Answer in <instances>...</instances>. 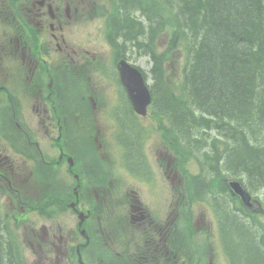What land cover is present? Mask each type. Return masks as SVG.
Segmentation results:
<instances>
[{
  "label": "flooded vegetation",
  "instance_id": "af4514ba",
  "mask_svg": "<svg viewBox=\"0 0 264 264\" xmlns=\"http://www.w3.org/2000/svg\"><path fill=\"white\" fill-rule=\"evenodd\" d=\"M0 1L2 217L6 202L12 206V219L19 221L30 212H47L46 216L68 208L76 215L82 212L84 220L81 226L77 223L74 236L59 225L58 235L45 238L46 259H51L50 250L61 253L54 256L55 264H212V248L203 253L191 246L200 225L193 202L184 200L179 190L177 166L173 160L163 166L162 137L142 130L139 138L138 127L124 116L129 103H92L102 116L107 111L108 127L99 128L89 112L83 123L75 125V113L78 108L87 110L86 104L54 98L61 94V80L78 74L88 63L78 53L77 26L88 10L84 1L13 0L14 7L6 5L11 0ZM126 123L131 133L126 132ZM82 145L89 147L86 155L94 159L90 158L93 172L87 181L80 177ZM122 146L126 159L120 157ZM115 150L118 157L112 168L120 173L109 169ZM35 185L53 191L47 207L28 211L25 206L34 207L26 190ZM180 206L188 207L185 216ZM79 256L81 262L74 263Z\"/></svg>",
  "mask_w": 264,
  "mask_h": 264
},
{
  "label": "trees",
  "instance_id": "16d2710c",
  "mask_svg": "<svg viewBox=\"0 0 264 264\" xmlns=\"http://www.w3.org/2000/svg\"><path fill=\"white\" fill-rule=\"evenodd\" d=\"M121 3L130 8L128 14L139 9L149 19L145 30L130 17L127 31L152 61L154 104L162 114H172L179 154L182 149L204 154L202 167L210 169L206 175L225 170L227 176L264 196V0ZM159 32L166 33L165 45L156 38ZM179 43L187 55L180 83L165 67ZM174 88L180 92L174 94ZM220 206L226 247L234 248V253L240 250L235 264H264V218L257 224L258 232L245 226L239 218L243 213L231 202ZM16 260L12 236L0 219V264H16Z\"/></svg>",
  "mask_w": 264,
  "mask_h": 264
},
{
  "label": "rangeland",
  "instance_id": "374dc122",
  "mask_svg": "<svg viewBox=\"0 0 264 264\" xmlns=\"http://www.w3.org/2000/svg\"><path fill=\"white\" fill-rule=\"evenodd\" d=\"M100 3V2H99ZM105 7L103 10V14L102 16H100L98 18V20L95 21H88V22H84V24L82 25V29H81V36L78 37V39H80L81 43L84 45V49H87L89 51L90 54L93 55H107L109 53V55L111 54V48H109L110 44L108 43L106 36H105V30L107 28L106 25V19L109 16V14L111 13V9L110 6L108 5V3H104ZM129 6V5H128ZM100 21L102 23V29L103 31H99L98 26L100 24ZM165 36V34H164ZM122 40V38H121ZM83 45L81 47V50L83 51ZM108 45V46H106ZM139 66H141L142 69H144L147 73L149 71V67H150V63L147 61L146 57H140L137 62H136ZM183 63V47H179L176 49V58L172 57V62H169L168 64V68L170 69V73L171 70L173 72V77H175V79H180V68L181 65ZM98 65V64H97ZM88 67V69L92 70L94 73H92L91 75V80H86L85 82H83V86L85 88V91H89L93 88H104V90L107 89L108 93H110V89L112 88L111 85V76L106 72V69H104V71H100L98 67H100V65L96 66V64H87L86 65ZM111 79V80H110ZM180 83V81H179ZM111 97L113 98V96L111 95ZM88 101L90 102V97L88 98ZM66 110H69L67 108H65ZM83 109L79 108V110L75 113L77 114V119H75L77 122L75 123V125L77 126L79 123H83L86 115L83 116L80 114V112ZM99 113L97 114V116H94L95 118L100 117L102 110L98 111ZM107 112V111H106ZM169 116H172V114H170ZM148 118H152L151 117V113L144 119H148ZM150 120V119H148ZM152 121L154 120L153 118L151 119ZM147 121V120H144ZM135 123V121L133 120V124ZM130 125V124H128ZM128 125L126 123V132H130L128 129ZM131 126V125H130ZM131 133V132H130ZM151 133V132H150ZM151 142V141H149ZM221 146V143H219V148ZM82 148H80L79 152V156L81 155V158L79 159V166L80 169L82 171H84L82 173V175H80V177L84 180L87 181L88 179L91 178V173L93 171L91 164H92V160L90 158L93 159V157H90V155H86V153H88L89 147H86V145H82ZM150 152V151H149ZM183 152V158H182V166H184L185 171L194 173V172H198L199 168L197 167V159L193 158L191 156L187 157V152ZM81 153V154H80ZM122 153L124 156V159L128 158V153L127 150L122 146ZM151 153V152H150ZM175 155L176 153L173 152ZM83 155V156H82ZM112 156H114L115 160L114 162H112L109 165V169L111 170V173H113L112 171H114L116 168H112L115 165V161L118 157L117 155V151L115 150V153H112ZM161 157H164V154H161ZM178 159V158H177ZM176 161L178 162L179 159ZM94 160V159H93ZM164 163L165 160L163 159ZM152 163V162H151ZM153 164V163H152ZM180 169V170H182ZM102 171V170H101ZM116 171V170H115ZM90 173V174H89ZM116 173H120L118 171H116ZM165 172H163L164 175ZM109 176V175H107ZM72 186V184H71ZM67 192L70 190L69 186H67ZM94 192V191H92ZM52 194H43V193H36L34 196V202L36 204H38L39 206L42 205L44 208L47 207V202H49V198L50 195ZM2 202V201H1ZM8 205H4V207H7ZM221 207V206H220ZM54 208V206H53ZM221 208H224V206H222ZM194 212H195V216L198 219V222L200 223V225H204L205 223H211L210 228H208L207 232H206V238L202 239V241H206L207 244H209L208 246L212 245V247L219 249L220 248V244L219 242L215 239L216 237V231H215V225L212 222L213 217L210 213V209L209 207L205 204H202V201L196 202L194 204ZM54 212H52V216H46V214L41 215L39 213H37L36 216H31L27 221H24L23 223H21V225L18 226V230H16V228L10 224L11 229L15 232V234L18 236L19 241H21L22 239H24L28 245V247H31V242L29 241L30 236L31 235H37L39 236L38 239L40 241H42V243H45V238L47 236H51L54 233H56L58 229V226L61 225L63 227V230H68V229H75L76 228V220H75V216L73 217L72 214L69 213V210H67L64 213L58 214L56 216H54ZM202 221H204L205 223L202 224ZM256 231L260 232L259 229H257ZM41 238V239H40ZM204 243V242H203ZM27 247V246H25ZM229 252L231 254V257L234 259V248L229 247ZM220 251V250H218ZM240 250H237V254H239ZM39 253V250L38 252ZM55 255L60 256L61 253H55ZM37 257H39V255H34L33 257H31L30 259H36ZM249 258V257H248ZM214 263L215 264H227V262L225 260H217L216 257H214ZM34 262V261H32ZM231 264H233V262H231Z\"/></svg>",
  "mask_w": 264,
  "mask_h": 264
},
{
  "label": "water",
  "instance_id": "95a60500",
  "mask_svg": "<svg viewBox=\"0 0 264 264\" xmlns=\"http://www.w3.org/2000/svg\"><path fill=\"white\" fill-rule=\"evenodd\" d=\"M119 71L122 82L128 89L134 107L139 112L145 111V105L149 101L150 95L140 73L125 64L119 66ZM230 185L241 196L244 202H249V195L244 191L239 182L231 181Z\"/></svg>",
  "mask_w": 264,
  "mask_h": 264
},
{
  "label": "bare ground",
  "instance_id": "6f19581e",
  "mask_svg": "<svg viewBox=\"0 0 264 264\" xmlns=\"http://www.w3.org/2000/svg\"><path fill=\"white\" fill-rule=\"evenodd\" d=\"M234 15V14H233ZM252 47V46H251Z\"/></svg>",
  "mask_w": 264,
  "mask_h": 264
}]
</instances>
